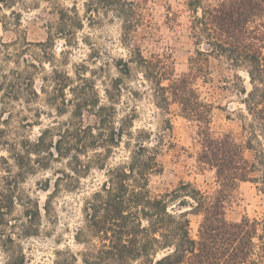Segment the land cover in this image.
<instances>
[{
  "label": "rangeland",
  "instance_id": "rangeland-1",
  "mask_svg": "<svg viewBox=\"0 0 264 264\" xmlns=\"http://www.w3.org/2000/svg\"><path fill=\"white\" fill-rule=\"evenodd\" d=\"M128 1L140 3L137 12L142 21L132 28L113 11L110 0H0V264H85L75 231L82 225L84 201L100 188L105 171L92 163L78 182L63 177L60 187H55L61 171H69L68 159L48 160L44 154H33L38 160L28 169L16 164L11 151L13 143L23 139L34 142L42 130L62 128L71 121L73 106L55 96L54 80L64 73L71 77L72 85L90 88L93 81L101 104H112L108 96L115 98L116 125L126 117L133 119V137L124 136L113 147L107 166L123 164L142 143L157 153L161 164V170L149 176L153 195H163L181 183L204 194H212L218 187L215 170L197 159L196 123L186 119L175 103L167 109L159 107L151 82L135 64L130 65L129 75L116 67L119 59H128L131 50L139 47L147 57H168L175 75L188 72L189 57L195 50L189 0ZM65 23L74 28L73 34L62 29ZM210 66L211 78H198L195 85L214 106L212 133H230L245 144L255 132L261 145L253 143L264 152L259 121L229 84L237 73L249 88L246 73L224 60L212 59ZM17 74L22 88L14 93L10 82ZM66 96L72 98L71 91L67 90ZM82 120L94 125L95 116L84 110ZM254 154L255 150L247 149L248 158ZM81 156L91 160L94 151L89 149L88 157ZM255 175L261 176V172ZM263 187L261 181L239 182L225 203L226 219H257L263 232ZM168 204L173 213L190 210L175 200ZM188 217L191 235L196 237L200 216L189 213Z\"/></svg>",
  "mask_w": 264,
  "mask_h": 264
},
{
  "label": "trees",
  "instance_id": "trees-1",
  "mask_svg": "<svg viewBox=\"0 0 264 264\" xmlns=\"http://www.w3.org/2000/svg\"><path fill=\"white\" fill-rule=\"evenodd\" d=\"M110 2L127 28L141 23L137 12L140 3ZM188 7L195 45L188 72L175 75L168 57H147L139 47L131 50L128 59H119L116 67L121 74L129 75L130 65L135 64L151 82L159 107L167 109L175 103L186 119L196 123L200 145L197 159L215 170L218 187L212 194L181 183L163 195H153L149 176L159 172L161 164L157 153L142 143L123 164L107 166L106 158L113 147L124 136L133 137V119L126 117L116 125L115 98L108 96L112 104H101L93 81L90 88L72 85L65 73L54 80L55 96L73 106L71 121L62 128L42 130L34 142L23 139L12 144L13 158L21 168H33L38 160L32 158L33 154H44L48 160L68 159L69 171H61L55 187H60L63 177L78 182L92 163L105 171L100 188L84 201L82 225L75 231L74 238L84 249L81 260L85 264H264V225L260 232L261 222L257 219L244 217L231 222L225 217V203L239 182L261 181L264 185V152L253 143L261 145V141L255 132L245 144L230 133L213 134L214 106L204 100L195 85L198 78H211L212 59L224 60L231 68L244 71L249 88L237 73L229 84L243 96L246 110L259 121L264 136V0H189ZM69 27L65 23L62 29L71 35L74 28ZM19 77L17 74L10 82L14 93L22 88ZM116 88L121 91L117 83ZM67 90L72 98H67ZM84 110L95 116L94 125L83 123ZM89 149L94 157L85 161L81 155L87 156ZM247 149L255 150L252 159L246 156ZM259 171L261 176L255 175ZM171 200L190 210L171 212ZM10 202L14 203L13 196ZM189 213L200 216L196 237L191 235Z\"/></svg>",
  "mask_w": 264,
  "mask_h": 264
}]
</instances>
